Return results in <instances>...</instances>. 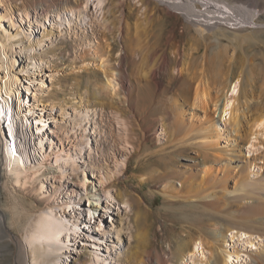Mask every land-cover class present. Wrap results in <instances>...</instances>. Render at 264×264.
<instances>
[{
  "label": "rangeland",
  "instance_id": "1",
  "mask_svg": "<svg viewBox=\"0 0 264 264\" xmlns=\"http://www.w3.org/2000/svg\"><path fill=\"white\" fill-rule=\"evenodd\" d=\"M36 1L38 2V0ZM46 1L45 10L48 16L45 19L37 18L30 11L31 23H29L21 11L23 5L28 7L41 5L37 2L34 3L33 0H12L15 10L13 18L16 26L6 19L0 20V31L15 33L20 30L21 34L20 37L12 40L10 45L12 48H7L4 56L1 54L0 86L5 76L18 78L23 86L27 87L26 89L22 86L19 91L20 95L24 96L22 113L25 112V107H30L31 110L27 114L30 122L34 123L39 120L40 115L46 120L43 123H47L46 128L39 132V137L42 138V148L36 153L38 157L32 159L33 165L38 163L42 166L35 173L36 175L27 178L25 184H20L14 181L12 171L2 170L1 172L0 210L5 218L7 234L22 240L25 227L40 210L46 206L54 205L60 200L69 202L71 200L69 193L80 192L82 194L78 210L85 214L89 208H94L95 219L102 221L104 234L100 235L93 229L92 223L86 222L88 225L83 228L82 233L74 240L68 251L69 264H87L89 252H97L98 256L109 254L112 256L116 251L120 253L119 264H175L173 252L182 237L186 238L187 235L184 231L188 228L187 225L191 223L198 225L205 219L208 222L205 221L207 224L202 223L204 228L199 229L200 231L196 226L193 228L191 225L194 229L191 232L192 237L202 236L203 244L201 252L194 257L195 259L193 258V261L188 258L186 264H211L213 247L215 246L218 252L221 250L220 246L215 243L212 233H217L218 223L223 228L225 220L221 218L217 221L212 215H207V212L201 215L202 212L196 208L199 202L169 198L162 188L164 179L161 177L166 172L168 175H174L176 179L181 177L179 180L183 181L185 168L180 165L184 164L192 166L193 170H189L195 174L194 181L199 182L202 168L208 166L213 169L214 164L200 156L194 162L188 159L197 157L193 150H203V148L189 143L193 140H189L188 145L183 146L184 149H175L169 144L167 147V141L173 139L174 132L173 127L164 130L163 126L162 129L161 122L169 121L163 117L161 112L150 111L145 114L146 116L144 114L139 116L135 107L124 100L123 90L120 89V94L110 100L102 89L104 77L99 69L100 61L96 56L97 48L100 53H103L107 42L110 43L112 64L116 69L119 67L118 63H122L125 56L116 29L113 28L112 35L110 34L107 38L104 34L105 19H116L115 15L119 10L116 7V2L111 4L106 1L99 6L96 0ZM128 1L131 2V5L135 4V8L132 9L133 11L131 10L130 14V20L133 22V16L139 12V4L137 0ZM110 6L115 14L106 13V9ZM232 6L238 7L239 5L233 3ZM131 7L133 8V6ZM57 10H59V14H57ZM259 11L263 12L257 18L258 27L246 31L250 38L244 42V49L235 47L233 51V46H231L232 49H229L231 56L234 57L235 53H238L244 58L242 65L232 69L231 78L220 85L219 92H212L218 105L222 102L231 80L234 82L239 79L240 88L247 92V98L252 106H250L246 119L242 122L241 143L254 130L253 120L264 116V6ZM55 17L59 18L61 23L56 24ZM176 22L175 16L168 17L169 26ZM181 23L189 26L183 18H181ZM181 23L177 24L178 32L182 30ZM132 31V47L125 61L129 62L132 58L139 62L138 52L146 41V37L136 35L134 26ZM185 36L186 34L182 37L177 34L176 39L179 40ZM28 37L31 38V41L39 40L35 47L28 49L29 51L23 50ZM213 39L211 40L213 41ZM226 44L227 41L223 40L221 46ZM202 51L201 48L197 55ZM167 56L175 57L172 51H168ZM181 59L183 60L180 58L178 61L179 66H181ZM251 64L258 65L260 70L255 71ZM173 65L171 64V66ZM122 70L123 68L120 67V74H122ZM247 78L250 84L246 83ZM179 85L182 86V84ZM193 87L194 84L192 88L183 87L189 98L192 96ZM172 88L174 89V85ZM172 88L166 86L160 90L162 92L160 95L164 99L158 105H161L163 101V104L168 103L169 97L173 95ZM205 89L204 94H209V87ZM213 107V104L208 106L205 114L212 117L219 115L220 105L218 109H216L218 106L214 107L215 109ZM183 111L185 114L180 117L183 122L178 125L181 130L187 129V119L196 120L202 115L201 109H190L188 106ZM86 114L89 115L85 116ZM142 116L143 118H141ZM154 120L156 123L152 126L151 123ZM224 125L225 121H222L223 128ZM151 126L152 128L147 131ZM254 136L255 144L250 147L249 154L257 157L264 149V133H257ZM85 140L88 141V147L83 144ZM1 142L2 135L0 134V144ZM219 144L223 145L224 143L220 141ZM78 150L82 153L76 154L74 167L68 170V175L61 177L59 167L54 162L56 154L58 152L72 154ZM251 150L254 151L251 152ZM257 162L251 166V176L252 179H259L263 186L264 163L260 160ZM82 169H84L87 180V189L94 188V193L99 198L96 207L89 204L85 193L80 189ZM235 173V170L229 169L223 178V183L226 188L228 187V190L232 188L233 182L237 178H235ZM142 175L146 178L141 179ZM172 187L176 189L180 186L177 183H172ZM106 191L110 194L108 199L105 198ZM263 191L264 189L261 188V192L264 194ZM129 197H141L144 208L150 210L147 218L150 235L145 252L136 242V230L133 224L134 209L127 201ZM204 198L202 199H213L212 196ZM190 213L191 215L193 213L194 216H191ZM195 216H198L197 219L200 217L199 223ZM112 225L123 227L119 235V243L115 234L109 231ZM243 232L242 237H240L241 235L232 237L233 233L227 232L226 246L228 250L235 254L234 250H238L240 257L237 262L236 255L233 254L230 264H249L258 250H261L263 240L261 242V238L257 237L250 244L245 240L246 234L244 235ZM7 239L10 241L9 238ZM7 239L0 238V264H15L21 251L13 241L6 244ZM259 243L262 244L259 245ZM24 253L27 260L26 250ZM194 260L196 261L194 262Z\"/></svg>",
  "mask_w": 264,
  "mask_h": 264
},
{
  "label": "bare ground",
  "instance_id": "2",
  "mask_svg": "<svg viewBox=\"0 0 264 264\" xmlns=\"http://www.w3.org/2000/svg\"><path fill=\"white\" fill-rule=\"evenodd\" d=\"M50 1L52 2L53 0ZM106 1L111 4L116 2V7L119 10L115 15L116 19H105L104 34L107 38L113 33V28L116 29L117 37L121 40V47L125 53L122 63H118L117 71L116 67L113 66L114 64H112L110 43L107 42L103 53H100L97 48L96 56L100 61L99 69H101L104 77L102 89L106 97L110 100L113 99L120 94L119 90L121 89L125 94V96L123 95L124 100L135 107L139 116L148 114L150 111L161 112L163 117L169 121L166 123L160 121L162 129L163 126L164 130L173 127L174 132L173 139L171 141L168 140L169 142L167 141V147L173 146L175 149H182L183 146L188 145L189 140H193V142L189 143L193 146L197 145L203 150H193L197 157L188 159L194 162L200 156L214 164L215 167L213 169L208 166L202 168L199 182L194 181L196 179L195 174L189 170L192 169V166L184 164L180 165V167L185 168L183 170V181L179 180L181 177L176 179L174 175H168L166 172L162 177L160 175L164 179L162 188L169 198L199 202L196 208L202 212L201 215L207 212V215H212L217 221L221 218L225 220V222L222 221L224 222V227L221 228L222 226L220 227L217 222V233H212L215 243L220 246L221 250L218 252L215 246L213 247L211 264L231 263L232 255L235 253L229 251L226 246L227 232L229 231L233 233L232 237L235 235H241L240 237H242V231H244V235L246 234L245 240L250 244H252L253 239L260 237L261 242L263 240L261 250H258L249 264H264V194L261 192V188L264 189V185L262 186L259 179H252L251 176V166L258 163V160L264 163V149L257 157L249 154L250 147L255 144L253 142L254 135L264 133V116L262 115L257 120H253L252 127L254 130L241 143L242 122L246 119L250 106H252L247 98V92L240 88L239 79H236L234 82L232 80L229 82L227 92L219 104L220 108L217 100L212 95V92L217 93L221 90V84L229 81L233 72L232 69L235 66L242 65L244 58L238 53H235L234 57L231 56L229 49L233 48V51L235 47L244 49V42L250 38L246 31L250 28L258 27L257 18L263 12L259 10L263 8L264 0H226L224 2L220 0H137L139 12L133 16V22L130 20V14L131 10L135 8V4L131 5L128 0H96V3L101 6ZM33 2L37 1L33 0ZM46 2V0H38L37 3L41 5L39 7L36 5L31 7L23 5L21 11L29 20V23H31L30 11L41 20L47 18ZM231 3L239 6H232ZM58 11H56L57 14L60 13ZM107 12L115 14L111 6L106 9ZM14 14L15 10L12 0H0V20L6 19L16 26L13 18ZM169 16H175L177 20L176 23L170 26L168 25ZM181 18L189 26L181 23ZM54 21L56 24L61 23V20L57 17H55ZM180 23L182 24L180 26L182 30L178 32L177 28ZM133 26L136 35L146 37V41L138 52L139 62L132 58L129 62H126L125 58L130 54L132 47ZM19 31L15 33H9L5 30L0 31V57L2 56L1 54L5 55L7 48H12L10 46L12 40L21 35ZM177 34L181 37L184 34L186 36L178 40L176 39ZM212 38H214L213 41L211 40ZM223 40H226L227 44L221 46ZM38 43L39 40L31 41V38L28 37L23 50L33 48ZM231 46L233 47L231 48ZM201 48L203 49L202 53L197 55ZM168 51H172L175 57H168ZM5 58L7 57L5 56ZM180 58H183V60L181 59V66L178 63ZM171 64L174 65L171 66ZM251 65L255 71L260 70L258 65ZM120 67L123 68L122 74L119 73ZM246 83L250 84L248 78ZM179 84H182V86ZM193 84V93L189 98L183 87L192 88ZM172 85H174V89ZM22 86L23 84L14 76H5L0 86V134L2 135L0 144V175L2 170L12 171L14 181L25 184L27 178L32 177V175L35 176V173L42 167L38 163L33 165L32 159L34 160L38 157L36 153L42 148V138L39 137V132L46 128L47 123H43L46 120L40 115L39 120L34 123L30 122L27 115L31 110L30 107H25V112L22 113L24 96H21L19 92ZM166 86L172 88L173 95L169 99L166 97L168 99L167 104H163V101L161 105H158L164 99L160 95L162 93L160 90L166 88ZM23 87L27 89L26 86ZM206 87H209V94H204ZM211 104L214 107L218 106L216 109L219 108V115L212 117L205 114ZM186 106L190 109H201L202 115L196 120H193V116L191 117L192 119H187V129L181 130L178 125L183 122L180 117L185 114L183 110ZM88 115L86 114L85 116ZM222 121H225L224 128L222 127ZM155 123L156 120L152 121V126ZM152 126L148 127L147 131ZM220 141L224 144L220 145ZM83 144L88 147L87 140ZM246 144L248 145L247 147L245 146ZM176 151L178 152V150ZM181 152L184 153L183 150ZM80 153L82 152L78 150L72 154H63L61 152L56 154L54 162L59 167L61 177L68 175V170L75 165L76 154ZM167 156L169 155L167 154ZM229 169L236 171L235 178H237L233 182L232 188L228 190V187L226 188L223 183V178ZM81 171L82 182L80 189L85 193L89 204L96 207L99 203V198L94 193V188L87 189L84 169ZM187 172L188 175L186 174ZM152 177L155 176L152 175ZM144 178L146 177L142 175L141 179ZM172 183H177L180 187L174 189ZM81 194L80 192L69 193V198L71 199L69 202L60 200L56 204L46 206L40 210L28 222L24 229L22 240L7 234L5 218L0 210V238L3 240L9 238L21 251L16 258L15 264H24V262L26 264H69L68 251L86 225L92 223L93 229L98 231L100 235L104 234V231H102L103 223L101 220L97 221L95 219L94 208H89L85 214L78 210ZM209 196H212L213 199L208 200L206 198L207 200H204V197L209 198ZM109 197L110 194L106 191L105 198L108 199ZM171 199L170 201L172 202ZM127 201L134 209L133 224L136 230V242L145 252L150 235L149 223H147L150 210L144 208L141 197H129ZM197 217L195 216V219L198 222L200 217L198 219ZM206 222L205 224H207ZM202 223L198 225L186 223L188 228L184 232L187 236L186 238L182 237L173 252L175 254V264H186L188 258L193 261V258L201 252L203 237L198 235V237H192L191 232H193L194 226L198 230L204 228ZM122 230L123 227L114 225L109 230L115 234L114 236H116L118 243ZM184 232L181 233L183 234ZM10 241L7 239L6 244H9ZM25 250L28 254L27 260L24 256ZM234 252H236V259L239 262V252L238 250H234ZM96 253H88L87 264L120 263V253L118 251L112 256L110 254L98 256Z\"/></svg>",
  "mask_w": 264,
  "mask_h": 264
}]
</instances>
